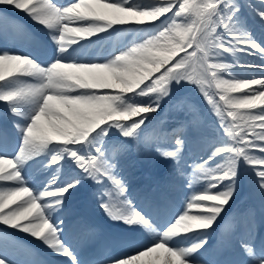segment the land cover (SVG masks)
<instances>
[{"label": "bare ground", "instance_id": "1", "mask_svg": "<svg viewBox=\"0 0 264 264\" xmlns=\"http://www.w3.org/2000/svg\"><path fill=\"white\" fill-rule=\"evenodd\" d=\"M5 1V0H0ZM190 0H106V3L103 7V12H99V15L105 20L104 29H107L111 26V24L114 26L113 31H116V35L114 38V41L116 43V47L122 48L121 45H123L125 38H128L124 48H122L119 51L121 62L124 61V59H130V66L131 68H134L135 65L140 66V70L143 72L141 74H135L132 78H130L129 82H120L118 83V77L114 74L113 70L110 69L114 67V64L118 63L119 60L115 59H109L108 65H101V66H91V67H85L83 71L86 73L84 75L90 76L92 79V85H99V86H112V87H124L127 88L125 91L133 90L140 82H148L149 77H153L154 81L151 83L148 88V97L149 100L152 102H156L161 98V90L160 88L163 86L164 88L166 85L163 84L164 76L180 79L183 74L182 71L178 70V65L175 63L177 59L180 58V55L175 56L173 60H171L174 57V53L177 52L182 48L183 45L190 42L191 40L194 42V44L190 45L189 47L182 50L184 52V57L190 56V52L193 48V45L200 46L201 44L206 50V54L208 55L209 59H215L219 60L217 56H221L222 58H228V59H235V60H241L243 59L241 55L237 54L236 52L229 51L224 48H220L218 45L222 43L221 41H216V46L213 47V49H209V43L210 41L215 40L214 34L215 33H222V36H224L226 39H223L224 41H227V45L232 48L229 44H232V40L235 39L236 34L244 33L245 29H248L246 27V19L244 21H236V20H227L226 15L221 12V10L227 9V3L225 0H221V4L215 8V14L212 20L208 21L209 25L203 30L199 35H193L191 36V33H193V25L197 21V16L193 15L191 16L190 13L187 10V5ZM157 4V6H155ZM42 7H46L44 4H41ZM123 6H127V8H124ZM110 8V9H108ZM70 9V8H67ZM133 11H140V14H135ZM149 12V13H147ZM76 13L73 16H69L65 20V16L63 19L65 22H77L78 20H81L80 18H83L85 22H89L90 16H96V12L94 11H79L76 10ZM80 13V14H79ZM149 14V16H148ZM89 19V20H88ZM208 19L204 20L202 22V25H204L207 22ZM83 21V22H84ZM184 22L190 23L191 31L189 32H182L178 30L176 26V22ZM98 21H91L90 24L94 27ZM131 23H134L136 30L134 31L132 28ZM82 24V23H81ZM68 26L66 23H64V31H66L67 34H69ZM134 31V32H133ZM142 31L143 33L141 36L139 35V32ZM155 33L152 37L148 36L149 34ZM80 33V32H76ZM97 35V34H96ZM142 35L146 36L142 41L140 40ZM130 36V37H125ZM143 36V37H144ZM74 37V36H72ZM245 38V36H243ZM80 39H83L85 37H79ZM78 38V40H79ZM221 39V38H220ZM100 40H97L99 43ZM118 41V43H117ZM64 44H59L58 47L64 48L67 46V41L62 40ZM225 44V43H224ZM238 45H243V41L238 40ZM71 46V45H69ZM173 61V65H156L155 63H161L162 61ZM162 62V64L164 63ZM202 60H198V64L202 65ZM231 64V63H229ZM209 66H215L220 67L216 64H209ZM14 64H11L10 66L6 68H2L1 70L4 71V73L13 68ZM185 72L187 71V65L183 69ZM212 75L214 76L215 82L218 84L215 88H218L222 91L228 90L226 86L220 83V78L218 76V72L211 71ZM1 73V71H0ZM3 73V74H4ZM104 73L111 74L110 77L113 78H107L105 77ZM54 70L51 71V75H54ZM115 75V76H114ZM253 75V73H251ZM197 84L200 85L198 87L201 88V90H206L207 80L204 74V71L202 68H200L199 72L197 73ZM83 86V84H79ZM259 85L251 87L252 89L258 88ZM84 88V87H82ZM197 87H190L183 91H178L179 96L175 97L173 101L179 100L182 97V94H184L187 90H190V94L193 92H196ZM58 91L57 87H50L49 92H55ZM133 91L132 93H134ZM48 92L45 90L41 96H47ZM105 96H103L104 98ZM198 100H200V97L198 96ZM210 100H213L212 97H210ZM257 102V104L260 106V109H264V101L262 97H260ZM64 103V102H63ZM224 104H229L224 101ZM231 104V103H230ZM232 104H237L232 102ZM57 108L59 110H62V108L69 109L70 111H74V107H70V104H64V106L59 103L57 104ZM49 109V108H48ZM55 111H58L55 110ZM142 111V110H141ZM155 111V110H153ZM48 113H52V109L48 111ZM152 113V111L150 112ZM156 114V113H155ZM74 117V125L79 130L82 129V126L79 124V117L76 116V114H73ZM132 115V113L130 114ZM167 114H163L162 111L156 115H151L150 119L154 117L155 120L159 119V116H165ZM116 117V115H114ZM109 118V117H108ZM149 120V119H148ZM160 120V119H159ZM108 122V121H107ZM99 123V122H98ZM37 125L39 123H36ZM41 124V123H40ZM47 124V123H46ZM97 124V123H96ZM95 124V125H96ZM92 125V126H95ZM91 126V127H92ZM31 128H33L31 126ZM81 131V130H80ZM58 132H60L58 134ZM64 130H61V128L57 129L52 128V126H42V132L36 135V138L38 141H44L47 140V142H51L52 140H56L59 138V136H63ZM57 134V135H55ZM30 140H35L33 136H30ZM81 143H84V138L80 137L78 139ZM201 176V175H200ZM206 176V175H203ZM201 176V177H203ZM264 185V183H263ZM235 188L231 185L225 186L222 189V194H228V193H234ZM219 193V194H221ZM217 194V195H219ZM14 195L8 194L6 192H0V207L7 204ZM232 194L228 198L227 202L230 200ZM221 200V199H220ZM27 211V210H26ZM29 210L27 211V213ZM19 214V213H18ZM13 215V214H7L4 216L5 219L8 220L9 223H12L11 221H16L19 219H22L23 217L27 216L26 213H21L19 215ZM53 215L52 211H49L47 209H44L42 212H36L35 216L39 218L41 221L50 220ZM110 215V214H109ZM187 218H190L188 216ZM13 221V222H14ZM55 223L56 221L53 220ZM184 221V219H182ZM187 222V221H186ZM179 223L178 228H184L188 229L191 225L198 224V222L194 223ZM32 226V225H31ZM33 227H36V225H33ZM38 230V229H36ZM170 264V263H169ZM172 264H177V262H174Z\"/></svg>", "mask_w": 264, "mask_h": 264}, {"label": "rangeland", "instance_id": "2", "mask_svg": "<svg viewBox=\"0 0 264 264\" xmlns=\"http://www.w3.org/2000/svg\"><path fill=\"white\" fill-rule=\"evenodd\" d=\"M208 4H209V0H190L188 5H187V9H188V11L191 14L192 13H197V11L199 9H202V10L206 9V7H208ZM116 70L118 72H123L126 75V77H130L129 74L131 73V69L124 67V68H119V69H116ZM190 71H191V68L189 69V73H190ZM185 79H186V76H185L184 80ZM84 106L87 107V104H85ZM85 111L86 110L80 112V114L81 115H85Z\"/></svg>", "mask_w": 264, "mask_h": 264}]
</instances>
